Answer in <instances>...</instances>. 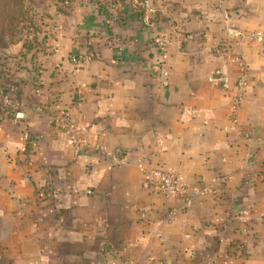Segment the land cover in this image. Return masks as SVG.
Here are the masks:
<instances>
[{
	"label": "crops",
	"instance_id": "crops-1",
	"mask_svg": "<svg viewBox=\"0 0 264 264\" xmlns=\"http://www.w3.org/2000/svg\"><path fill=\"white\" fill-rule=\"evenodd\" d=\"M152 1L147 24L130 0H69L23 60L0 116V264H264V42L244 37L264 0ZM231 54L247 65L235 123L208 80L240 74ZM157 168L217 193L170 219L183 200L145 188Z\"/></svg>",
	"mask_w": 264,
	"mask_h": 264
},
{
	"label": "rangeland",
	"instance_id": "rangeland-1",
	"mask_svg": "<svg viewBox=\"0 0 264 264\" xmlns=\"http://www.w3.org/2000/svg\"><path fill=\"white\" fill-rule=\"evenodd\" d=\"M67 1L69 0H0V116L4 113L3 110L13 111L10 99L5 96L17 101L14 93L20 79L19 72L28 69L23 60L33 59L31 54L35 50L41 52L49 26L53 24L57 13L63 10V6L68 5ZM20 46L23 48V55L8 53ZM3 82L7 85L4 86Z\"/></svg>",
	"mask_w": 264,
	"mask_h": 264
},
{
	"label": "built area",
	"instance_id": "built-area-1",
	"mask_svg": "<svg viewBox=\"0 0 264 264\" xmlns=\"http://www.w3.org/2000/svg\"><path fill=\"white\" fill-rule=\"evenodd\" d=\"M132 6L142 14L144 22L148 24L155 14L156 8L152 0H130ZM244 37L252 40H258L264 42V31L255 30L245 35ZM83 61H92L94 59L93 54H88L86 56L80 57ZM229 62L235 64L240 72L236 77H232L228 74L224 67L217 68L214 72L208 77L210 82H215L220 85V87L226 93L232 95V115L231 120L235 123L238 119V114L241 109V106L246 97L247 89V65L243 60L242 56L237 54H231L228 57ZM6 99H10L11 105L16 109L18 107L17 101L14 102L7 95ZM59 120L64 124L68 133L71 143L74 145L75 150L78 152L81 146L85 143L84 141V127L75 123L70 114H63ZM247 137V133H244ZM25 147L23 150H26V143L29 140V135L26 133L24 135ZM149 177L144 186L147 189H151L153 185H156L158 190H160L166 197H178L182 198V205L173 209L170 214V219H174L181 210H183L188 204H190L195 196H204L208 193L216 194L217 189L209 187H199L193 192H189L188 185L185 180L176 172L172 170H167L164 168L152 169L147 172ZM223 181V179H222Z\"/></svg>",
	"mask_w": 264,
	"mask_h": 264
},
{
	"label": "trees",
	"instance_id": "trees-1",
	"mask_svg": "<svg viewBox=\"0 0 264 264\" xmlns=\"http://www.w3.org/2000/svg\"><path fill=\"white\" fill-rule=\"evenodd\" d=\"M3 85L6 86L7 83L6 82L5 83L3 82ZM7 111H9V110H7ZM3 112H6V110H3Z\"/></svg>",
	"mask_w": 264,
	"mask_h": 264
}]
</instances>
